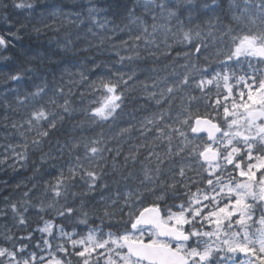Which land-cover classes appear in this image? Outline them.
I'll list each match as a JSON object with an SVG mask.
<instances>
[{
	"label": "snow or ice",
	"instance_id": "obj_1",
	"mask_svg": "<svg viewBox=\"0 0 264 264\" xmlns=\"http://www.w3.org/2000/svg\"><path fill=\"white\" fill-rule=\"evenodd\" d=\"M0 25V170L31 172L0 264H264V0H0Z\"/></svg>",
	"mask_w": 264,
	"mask_h": 264
},
{
	"label": "rangeland",
	"instance_id": "obj_2",
	"mask_svg": "<svg viewBox=\"0 0 264 264\" xmlns=\"http://www.w3.org/2000/svg\"><path fill=\"white\" fill-rule=\"evenodd\" d=\"M23 17H24V14H20L19 18L21 20H23ZM25 23L27 24V33L28 34L24 35V37H30V36L34 35V33L31 32V28L33 27V24H35L37 27H39V24H37L36 21H31V22L25 21ZM75 30H78V29H75ZM3 87H5V86H3ZM27 176H29V174H26V171H23V170H21L18 173L17 172H13L10 169H8V170H0V202H2V197L4 195H8L9 193L13 192V189L11 188V185H14L16 182H18L20 180H24ZM4 181H8V186H5L3 184ZM34 226L35 225H33V227ZM66 227H69V229L71 228L70 225H66ZM77 230L78 231H83V226H82V228L80 230L79 229H77ZM36 238L37 239L39 238V234L38 233L36 234Z\"/></svg>",
	"mask_w": 264,
	"mask_h": 264
},
{
	"label": "trees",
	"instance_id": "obj_3",
	"mask_svg": "<svg viewBox=\"0 0 264 264\" xmlns=\"http://www.w3.org/2000/svg\"><path fill=\"white\" fill-rule=\"evenodd\" d=\"M111 19V17H109ZM1 26V25H0ZM74 33L78 30L71 29ZM84 34L81 33V36L83 37ZM123 35V34H121ZM57 35L53 32H44L40 35V37L37 39L36 36H30V37H23L22 41H20L25 46L31 45L32 47H40L41 50L54 47V41L58 39ZM91 38V37H89ZM124 38H127L126 36ZM82 47L84 45H81ZM90 55H96L98 59H106L107 53L98 54V53H90ZM0 69L7 70L3 64H0ZM4 85L0 84V89L3 88Z\"/></svg>",
	"mask_w": 264,
	"mask_h": 264
},
{
	"label": "bare ground",
	"instance_id": "obj_4",
	"mask_svg": "<svg viewBox=\"0 0 264 264\" xmlns=\"http://www.w3.org/2000/svg\"><path fill=\"white\" fill-rule=\"evenodd\" d=\"M30 25V24H29Z\"/></svg>",
	"mask_w": 264,
	"mask_h": 264
}]
</instances>
